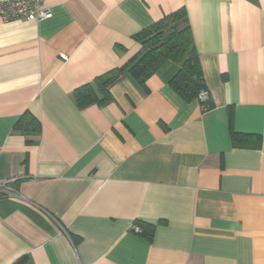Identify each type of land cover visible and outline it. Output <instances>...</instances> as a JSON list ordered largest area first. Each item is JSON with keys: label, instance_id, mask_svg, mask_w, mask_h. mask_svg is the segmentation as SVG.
<instances>
[{"label": "crops", "instance_id": "obj_1", "mask_svg": "<svg viewBox=\"0 0 264 264\" xmlns=\"http://www.w3.org/2000/svg\"><path fill=\"white\" fill-rule=\"evenodd\" d=\"M44 5L51 17L0 18V181L16 191L0 196V264H264V0ZM182 7L208 107L171 86L173 61L77 104ZM26 112L35 136L15 129Z\"/></svg>", "mask_w": 264, "mask_h": 264}, {"label": "trees", "instance_id": "obj_2", "mask_svg": "<svg viewBox=\"0 0 264 264\" xmlns=\"http://www.w3.org/2000/svg\"><path fill=\"white\" fill-rule=\"evenodd\" d=\"M135 38L141 43L142 52L115 72L96 79L101 97L91 84L77 89L75 98L80 107L107 102L110 99L109 85L125 70H128L142 86H145L147 79L167 61H173L179 65L170 84L184 99L191 101L198 97L202 89H206L188 13L184 7L142 29L135 35ZM15 129L28 136H35L41 131L40 122L28 112L20 117L15 124ZM29 141L32 142L33 139ZM142 226L143 234L150 238L152 225L143 223Z\"/></svg>", "mask_w": 264, "mask_h": 264}, {"label": "built area", "instance_id": "obj_3", "mask_svg": "<svg viewBox=\"0 0 264 264\" xmlns=\"http://www.w3.org/2000/svg\"><path fill=\"white\" fill-rule=\"evenodd\" d=\"M51 16L52 10L44 5V0H0V18L5 21L19 18L38 21ZM197 99L208 107L210 94L207 89H202ZM8 182L0 181V196H16V191L8 185Z\"/></svg>", "mask_w": 264, "mask_h": 264}]
</instances>
